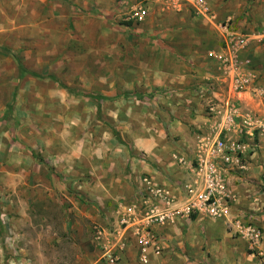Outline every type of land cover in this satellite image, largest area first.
Returning <instances> with one entry per match:
<instances>
[{
	"label": "rangeland",
	"instance_id": "374dc122",
	"mask_svg": "<svg viewBox=\"0 0 264 264\" xmlns=\"http://www.w3.org/2000/svg\"><path fill=\"white\" fill-rule=\"evenodd\" d=\"M142 2L0 0V264L122 261L105 254L123 230L129 182L113 185L121 171L107 161L122 162L128 179L133 157L150 162L148 149L173 140V112L185 103L174 93L189 89L176 69L183 59L140 32L154 1L145 23L127 26ZM233 19L239 34L264 37V0H248ZM251 60L264 71V48ZM209 100L207 112L219 113ZM242 111L264 125V101Z\"/></svg>",
	"mask_w": 264,
	"mask_h": 264
},
{
	"label": "crops",
	"instance_id": "0c3cea01",
	"mask_svg": "<svg viewBox=\"0 0 264 264\" xmlns=\"http://www.w3.org/2000/svg\"><path fill=\"white\" fill-rule=\"evenodd\" d=\"M152 1L150 16L140 32L147 35L154 48L169 49L166 56L170 59L171 55L183 59L176 61L178 68L174 69H182L186 75L185 86L189 89L184 93H174L173 101L185 103L180 111L176 109L173 112L174 123L170 125L173 140L166 146L162 143L159 148L148 149L150 162L133 157L132 175L128 179L124 176L122 162L118 165L113 164L112 159L107 161L110 162L107 165L110 171H121V176L112 180L113 185L119 187L129 182L121 197L129 200L127 206L131 205L139 197L136 190L143 188L140 177L148 173L171 192L173 200L170 207L183 208L190 199L186 184L198 181L197 164L194 162L197 159V144L217 138L222 131L224 106L230 99L228 89L234 76L246 83L242 91L231 95L242 118L237 119V126L228 127L223 134L231 143L243 147V155L239 166L224 176L225 189L221 198L223 206L227 205L225 215H179L173 222L156 227L164 248L163 256L152 257L150 252L146 254L147 261L137 250L135 229H128L127 233L121 231L112 246L113 249L119 247L124 250L120 252L122 261L118 264H183L184 259L188 264H264L249 252L246 240L235 233L253 220L262 229L264 246V134L255 131L256 124L261 121L254 114L242 111L247 101H264V87L258 82L264 71L250 62L256 52L263 50L264 37L256 40L249 36L245 48L233 60L228 57L224 32L218 23L230 17L237 19L248 0H204L216 14V20L197 15L190 5L167 6L158 0ZM97 2L101 8H109L111 4L110 0ZM250 30L252 33L254 27L250 26ZM209 99L219 100L220 113L217 115L207 112ZM245 119L252 126L243 127V131L240 125ZM254 146L258 149L254 150ZM120 151L125 152L122 148ZM122 155L124 158L129 156L128 152ZM111 191L113 197H117L120 189L115 188L116 193ZM133 197L134 200H130ZM164 207V204L160 206Z\"/></svg>",
	"mask_w": 264,
	"mask_h": 264
},
{
	"label": "built area",
	"instance_id": "2783aa9c",
	"mask_svg": "<svg viewBox=\"0 0 264 264\" xmlns=\"http://www.w3.org/2000/svg\"><path fill=\"white\" fill-rule=\"evenodd\" d=\"M149 3V0H146ZM167 6L190 5L192 10L199 16L216 20L217 16L211 7L204 0H158ZM148 3H139L132 8L126 18L127 23L135 26L145 23L149 16ZM224 32L223 41L228 52V57L235 59L237 54L245 48L247 39L245 35L239 34L234 30L235 20L228 18L222 23H218ZM132 27V26H131ZM227 71V70H226ZM226 73V72H225ZM245 81L240 77L234 76L231 86L228 89L230 99L224 106V121L222 131L217 138L204 140L197 144V164L196 175L198 181L193 184H186V191L190 196L189 202L183 208H171L173 200L171 192L165 187H161L154 181L152 176H146L142 179L143 188L139 189L137 200L131 205L123 207L119 212V222L123 230L127 233L130 229H135L137 247L141 252V258L145 261L146 254H153V257L161 258L164 250L160 235L156 232V227L173 222L176 216H193L200 214H209L212 217H221L227 213V205L223 206L222 196L224 195L225 180L224 176L229 170L238 167L243 155V147L236 143H231L225 136L224 132L228 127L237 126V119L242 118L236 101H232L231 95L242 91ZM213 89V87H211ZM211 114H218L215 108L211 107ZM220 113V112H219ZM255 131H261L264 134V125L256 124ZM241 130L246 126H252V123L245 119L244 124L240 125ZM254 132H252L253 135ZM257 150V146L253 147ZM181 161V160H180ZM164 204V208H160ZM123 206V205H122ZM131 225V226H130ZM241 231L235 232L242 236L247 244L249 252L256 255L264 262L263 232L254 221L241 226ZM129 229V230H128ZM233 230V227H230ZM123 248H110L106 252L109 261L115 263L120 258V252Z\"/></svg>",
	"mask_w": 264,
	"mask_h": 264
},
{
	"label": "trees",
	"instance_id": "16d2710c",
	"mask_svg": "<svg viewBox=\"0 0 264 264\" xmlns=\"http://www.w3.org/2000/svg\"><path fill=\"white\" fill-rule=\"evenodd\" d=\"M129 25L131 26L132 23H127V26H129ZM24 73H25V70H24L23 68H21V69H20V74L23 75ZM34 76H35V77H41V78H44V77H42V76H38V75H34ZM67 92L70 93V94H72V90H71V89H67ZM193 217H194V216H193ZM193 217H192V218H193Z\"/></svg>",
	"mask_w": 264,
	"mask_h": 264
}]
</instances>
